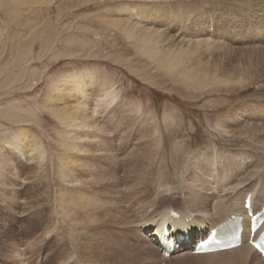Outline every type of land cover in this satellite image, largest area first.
Wrapping results in <instances>:
<instances>
[{
	"label": "rangeland",
	"instance_id": "1",
	"mask_svg": "<svg viewBox=\"0 0 264 264\" xmlns=\"http://www.w3.org/2000/svg\"><path fill=\"white\" fill-rule=\"evenodd\" d=\"M0 5L1 158L10 152L12 168L27 182L15 183L14 188L0 185V264H75V259L69 261L71 251H85L78 238L80 224L72 225L62 203L68 187L63 144L71 141L70 129L47 105L54 86L65 78L79 77L93 107L98 95L117 92V100L100 106L98 122L105 133L96 129L98 139L92 138L100 152L90 148L95 152L90 158L93 171L103 174L102 185L109 186L106 195L121 202L114 192L124 189L130 215L156 204L157 193L184 186L182 176L188 175L201 151L210 154L204 159H209L211 173L219 169L212 160L218 152H212L213 146L234 155L243 148L248 151L243 154L254 155L255 148L228 136L222 125L238 126L226 121L236 109L235 113L264 111V50L245 49L257 46L248 43L256 29L264 35V0H0ZM150 28L177 43L175 70L160 64L163 53L157 59L146 53L149 48L155 51L153 44L135 41L136 36H148ZM207 39L211 47L204 45ZM167 45L159 47L165 50ZM190 61V67L200 62L209 69L202 76L207 80L203 87L183 81L181 72ZM214 66L220 70L217 81L212 78ZM17 133L28 137L24 143L31 145L28 158L33 162L21 159L7 143ZM139 143L144 152L136 150ZM196 171L202 173L201 168ZM99 187L103 188L94 186L101 191ZM133 199L134 207L129 204ZM160 201L159 208L184 205L175 198ZM100 215L101 225L87 232L98 238L121 237L123 220ZM125 229L140 246L130 235L133 228ZM150 262L202 264L190 255Z\"/></svg>",
	"mask_w": 264,
	"mask_h": 264
},
{
	"label": "bare ground",
	"instance_id": "2",
	"mask_svg": "<svg viewBox=\"0 0 264 264\" xmlns=\"http://www.w3.org/2000/svg\"><path fill=\"white\" fill-rule=\"evenodd\" d=\"M9 1L13 2L14 0ZM259 33L260 30L256 29L255 35L251 38L253 41H248L251 44L256 43L257 46L245 47V49L252 50L259 47L264 50V35L260 36ZM134 38L138 44H153L152 49L155 47V51H151V48L148 47L150 50L148 49L146 53L156 59L157 55L163 53L159 60L160 64L165 63V68L169 67L171 70H175L173 64H179V51L177 50V43H170L171 40H174L172 36H168L165 33L162 34V32L150 28L148 36H136ZM165 42L168 44L167 48L163 47L165 50L160 49L159 44L164 46ZM203 43L211 47L210 40H203ZM241 49L244 48L241 47ZM193 63L194 61L188 62L187 69L181 72L183 81L203 87L207 83V80L202 79V76H207L210 71L206 66H200V62L190 67ZM236 70L232 71L235 77L238 76L235 75ZM219 71L218 67H212L213 81L218 80ZM66 85L70 86L66 87ZM82 86L83 84L77 75L65 78L59 85L54 86V92L48 97L47 101L51 112L54 113L62 125L70 129L67 132V137L71 141L63 144L67 154L62 162V165L66 169L63 179L68 187L64 189V194L67 196H63L62 203L65 202V208H62L65 209L66 212L64 213H67V218L73 223L72 225L75 223L77 224L76 226H79L80 224L78 227L80 235L78 238L80 240H78L82 246L84 245L85 251L83 249L81 253H77L78 251H73L72 253L71 251L70 254L72 255L69 256L70 258L67 257L69 261H74L75 259L77 262L75 264H150V261L154 260L163 262L167 259L169 261L171 258L190 255L194 259H198L202 264H264V258L249 243L251 218L248 216V210L244 207L249 195H252L251 207L254 209V212L261 211L264 206V180H262L264 174V111L259 113L250 111L248 113V110H246L235 113L236 109L234 114H230V117L226 121L237 124V128L229 129L222 125V131L228 136L239 137L245 141L247 146L255 148L254 155L243 154L248 152L247 150H243V148L238 151L239 154L234 155L224 150H218L213 146L212 152H218H215V158H212V160L219 164V172L216 171L214 173L212 171L211 173L210 161L209 159H204L209 158L208 155L210 154H207L206 151H201L198 154L199 156L197 155L198 157L196 156L197 158L193 159L188 175L186 177L182 176L184 186H174L170 190L157 193L155 196V199L158 200L156 204L146 208L142 212L135 213V215H130L125 207L126 202L123 200L125 198L123 194L124 189L115 188L114 192L116 195L120 194L122 197L121 202H116L115 197L106 195V192H109V186L106 185L104 187L102 185L104 183L103 174L93 171L92 166L94 163L90 158L95 154L90 148L95 146L96 152H100V150H97V144H94V139L98 137L95 134L96 129H100V132L103 131L101 129L102 126L100 127V123L98 122L100 121V106L105 104L109 106L110 103L117 100V92L115 90H108L109 92L104 95H98L96 103H93L95 105L93 107L90 101L92 100L91 96L82 90ZM218 126H221V124ZM156 129L158 130V128ZM109 132L111 133V131ZM150 132L152 139L149 141L152 140L153 142L156 139H153L152 130ZM27 138L26 135L17 133L10 140H7V143L17 156L21 159L29 160L28 163H30L33 162L29 159L31 156L29 152L31 145L29 146L24 143L29 141ZM139 144V146L135 147L136 150L144 152L141 147L142 143ZM242 144L244 145V143ZM111 152L113 151L111 150ZM134 152L135 150L132 151V154ZM1 155L2 149L0 150V162L4 161L0 163V185L6 188H14L16 184L24 186L27 182L24 179H19L14 168H12L14 162L10 158V152L5 153L3 159ZM131 156L133 157L134 154ZM201 161L203 165H201ZM196 168H201L202 173L199 174ZM257 174L259 175L255 177ZM95 185L103 188L99 187L101 191H97L94 188ZM211 190L212 192H210ZM230 193L232 195H229ZM161 198L179 199L180 204L184 203V205L177 209L173 207V204L159 208L162 203L160 201ZM134 201L133 199L129 202L130 206L134 207L136 205ZM232 201L236 204L235 206L232 205ZM117 208L121 209V212L116 210ZM171 212H176L179 216H171ZM102 213L104 217L112 215L123 220L120 222L121 227H124V230L119 231V234L122 235L121 237L118 238L114 234H109L108 236L100 231L103 236L98 238L99 235L87 232V229H96V224L101 225L100 214ZM235 216H242L245 226L244 239L240 246L227 249L228 251L192 254L195 252L196 244L201 240H205L213 228L228 220L232 221ZM125 227L133 228V232L130 235L137 237L136 239L141 243L140 246H136L135 242L131 238H128V234L126 233L128 230ZM165 228L168 229L169 236L164 234ZM263 228L264 224L259 232ZM259 232L256 234V237ZM91 235H94V237ZM171 241H173V244H171ZM72 244H75V242ZM77 244L76 246L72 245L73 248L77 247Z\"/></svg>",
	"mask_w": 264,
	"mask_h": 264
}]
</instances>
